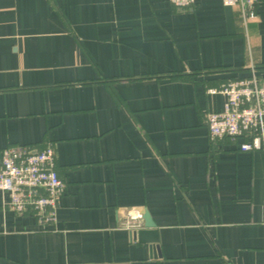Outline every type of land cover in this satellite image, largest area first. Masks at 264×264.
<instances>
[{
	"label": "crops",
	"instance_id": "0c3cea01",
	"mask_svg": "<svg viewBox=\"0 0 264 264\" xmlns=\"http://www.w3.org/2000/svg\"><path fill=\"white\" fill-rule=\"evenodd\" d=\"M255 13L0 0V155L50 145L65 184L47 224L0 191V264H264V143L243 152L205 122L224 103L208 89L264 80V0ZM141 208L156 243L122 222Z\"/></svg>",
	"mask_w": 264,
	"mask_h": 264
},
{
	"label": "built area",
	"instance_id": "2783aa9c",
	"mask_svg": "<svg viewBox=\"0 0 264 264\" xmlns=\"http://www.w3.org/2000/svg\"><path fill=\"white\" fill-rule=\"evenodd\" d=\"M176 8L188 9L195 0H169ZM259 0H222L225 6H236L244 23L255 18ZM208 93L224 96L220 112L206 116V126L211 138H244L239 149L243 152L263 148L264 143V80L252 75L238 80H228ZM65 184L55 167V154L48 145L40 150L14 145L4 148L0 155V191L8 195V207L16 214L31 212L41 224L55 220L58 199ZM141 214L125 212L123 224L139 228ZM136 226V227H135Z\"/></svg>",
	"mask_w": 264,
	"mask_h": 264
},
{
	"label": "water",
	"instance_id": "95a60500",
	"mask_svg": "<svg viewBox=\"0 0 264 264\" xmlns=\"http://www.w3.org/2000/svg\"><path fill=\"white\" fill-rule=\"evenodd\" d=\"M142 218V226L139 228H132L129 233L133 238L138 239V241L146 243H156L157 239V226L152 219L150 213L146 208H141L138 210Z\"/></svg>",
	"mask_w": 264,
	"mask_h": 264
}]
</instances>
